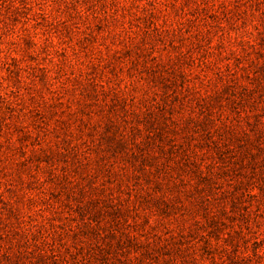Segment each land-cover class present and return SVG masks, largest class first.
I'll list each match as a JSON object with an SVG mask.
<instances>
[{
	"label": "rangeland",
	"instance_id": "rangeland-1",
	"mask_svg": "<svg viewBox=\"0 0 264 264\" xmlns=\"http://www.w3.org/2000/svg\"><path fill=\"white\" fill-rule=\"evenodd\" d=\"M0 264H264V0H0Z\"/></svg>",
	"mask_w": 264,
	"mask_h": 264
}]
</instances>
